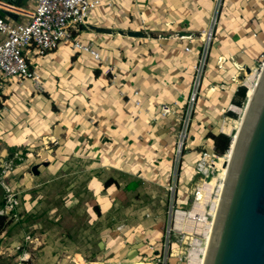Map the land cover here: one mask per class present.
<instances>
[{
	"label": "crops",
	"instance_id": "1",
	"mask_svg": "<svg viewBox=\"0 0 264 264\" xmlns=\"http://www.w3.org/2000/svg\"><path fill=\"white\" fill-rule=\"evenodd\" d=\"M220 1L216 11L217 0H114L107 14L101 4L103 24L89 34L106 63L60 44L39 62L42 93L30 84H9L8 113L0 115V161L11 162V189L78 173L88 194L82 204L70 203L80 212L81 253L117 262H152L164 253L168 222L161 207L144 208L141 199L155 189L169 195V207H183L189 190L183 186L196 176L195 185L202 180L193 172L194 161L203 148H212L207 134L229 119L228 107L241 86L230 59L246 72L264 48V0ZM31 7L32 0L0 2V17L26 21ZM213 18L188 148L175 159L178 125L173 114L161 117L159 108L182 112L195 58L183 49L198 53L199 36ZM219 57L226 61L221 66ZM106 65L113 66L114 85L103 73ZM8 261L0 254V264Z\"/></svg>",
	"mask_w": 264,
	"mask_h": 264
},
{
	"label": "built area",
	"instance_id": "2",
	"mask_svg": "<svg viewBox=\"0 0 264 264\" xmlns=\"http://www.w3.org/2000/svg\"><path fill=\"white\" fill-rule=\"evenodd\" d=\"M220 2V0H217L216 11L220 9ZM113 3L114 0H32L31 9L24 15V18L27 19L26 21L12 22L0 17V115L4 116L8 113V107L4 98L8 94L10 83L23 87L25 82L29 81L34 91L37 93L44 91L40 81L41 72L37 68H34V66L50 52L56 50L60 44L67 45L75 53L87 54L91 60L97 63H106L107 58L101 57L100 48L95 47L94 39L89 33L91 27L103 24L101 16L97 13V9L102 6L101 4L105 5V12L107 14L110 12ZM215 23L216 19L213 18L207 32L200 34L199 40L201 48L198 53H194L188 46H185L183 49L184 53L193 55L195 58L194 64L191 67L193 80L191 82L189 96L185 100L182 112L176 114L172 106L165 104L159 108V115L161 117H168V115L173 114L175 118L174 122L178 125L174 131L176 138L174 149L175 159L179 158L182 151L188 148L187 133L192 121L196 102L200 98L202 88L201 77L206 66L208 49L212 40L211 29ZM116 30L117 26L113 24L110 27V32L115 33ZM177 40L182 42L184 37H179ZM224 62L226 61L222 57L217 59L218 66H221ZM230 62L234 65L237 73L241 71L245 74V71L234 64L232 59H230ZM263 65L264 48L259 56V64L255 69H251V72L257 75V79ZM112 69L113 66L106 65L103 73L111 77L110 84L114 85L115 75L112 74ZM132 93L136 96L138 91L133 90ZM245 100L247 101V90ZM134 105L138 106L139 101L134 100ZM228 109L231 110L230 106ZM222 127L223 125L220 126L221 132ZM228 157L229 149L221 157H216L213 152L208 153L203 151L193 164V172L202 175L204 182L211 168L208 166V162L212 158H217L221 163H224ZM12 171L11 162L0 161V189L4 194L0 216L6 217L8 213V209H6L10 205V196L8 194L12 190L9 175ZM200 187L195 186L190 191L193 194V205L199 203L204 197L203 194H200ZM168 191L173 193L174 187L170 186ZM174 206L175 204L172 203L169 207V212L172 214V217L169 219L165 231L164 253L162 256L159 254L149 264L168 263L167 256L171 255V253L167 255L170 244V233L177 229L175 226L176 213L181 211L180 208ZM197 220V217L189 215L186 216V219H183L184 222L186 221V223L191 225L190 228L194 225L196 226L195 222ZM184 222L182 223L181 229L184 227L186 230L189 227H185ZM11 263L27 264V258L17 255Z\"/></svg>",
	"mask_w": 264,
	"mask_h": 264
},
{
	"label": "rangeland",
	"instance_id": "3",
	"mask_svg": "<svg viewBox=\"0 0 264 264\" xmlns=\"http://www.w3.org/2000/svg\"><path fill=\"white\" fill-rule=\"evenodd\" d=\"M98 12V9H97ZM37 63L34 68H39ZM259 64V58L255 61V69ZM40 69V68H39ZM38 69V70H39ZM41 70V69H40ZM251 72V71H250ZM238 82L241 86L245 85V79L247 73L238 72ZM240 75V76H239ZM26 86L31 85L29 81L25 82ZM244 84V85H243ZM32 86V85H31ZM245 87V86H244ZM21 88V87H20ZM247 90V98L249 97V91ZM246 100H244L243 106L239 109L244 110ZM228 111V110H227ZM231 111V110H230ZM236 115V118L223 119L221 125L226 128L223 133L230 138H233L236 124L240 121L241 114L231 111ZM226 116V115H225ZM224 116V117H225ZM220 125V126H221ZM229 125V126H228ZM221 131L220 127L214 129V132ZM192 135V132L190 133ZM210 143V141H209ZM212 145V144H208ZM208 153H212V148H204L202 150ZM202 152H199V156ZM198 156V157H199ZM197 157V158H198ZM218 157V156H216ZM197 159H195L196 161ZM194 161V162H195ZM213 163V164H212ZM212 164V165H211ZM222 164L220 160L212 158L208 162L210 166L207 179L201 183H206L215 178L214 188L211 194V200L217 198V189L222 180L219 178L222 170ZM194 169V165H193ZM78 173H75L72 177H66L60 179L57 182H50L48 179L39 180L33 183L28 188L12 189L8 194L10 196V205L8 206V213L6 214V227L0 234V252L1 256L9 259L8 263L11 264V260L15 256H25L27 258V264H145L151 263L147 260H136L127 262L110 261L107 259H96L94 256H90L91 253H81L79 243H81V235L78 231L81 222L79 220L80 212L70 205L71 200H76V205L82 204V201L88 195L86 187H84V181L79 178ZM197 177V176H196ZM193 182L183 186V190H188L185 193V204L181 207V211L189 212L193 205V194L191 189L195 185L196 178ZM79 178V179H78ZM189 185V187H188ZM215 187V186H214ZM152 197H150L151 195ZM169 195L164 192L151 189L149 195L144 199H141L142 207L146 208L148 205L154 207H161V215L163 221H169L172 214L169 212ZM2 199L0 192V201ZM3 207V205H1ZM76 207V206H75ZM210 203L205 204V219L207 222L212 223L210 212ZM168 224V223H167ZM165 225V224H164ZM189 224L184 222V226ZM165 228V227H164ZM196 226L194 225L192 230L176 229L170 233L169 248L167 251L168 263L167 264H189L188 254L192 246V242L195 239L200 240V247L205 246V240L201 235L196 234ZM120 229V227H118ZM164 240H166L164 238ZM162 252L160 255L162 256ZM170 256V257H169ZM202 257V256H201ZM10 262V263H9Z\"/></svg>",
	"mask_w": 264,
	"mask_h": 264
},
{
	"label": "water",
	"instance_id": "4",
	"mask_svg": "<svg viewBox=\"0 0 264 264\" xmlns=\"http://www.w3.org/2000/svg\"><path fill=\"white\" fill-rule=\"evenodd\" d=\"M222 167L227 172L203 264H264V65ZM31 171L38 174L35 166Z\"/></svg>",
	"mask_w": 264,
	"mask_h": 264
},
{
	"label": "bare ground",
	"instance_id": "5",
	"mask_svg": "<svg viewBox=\"0 0 264 264\" xmlns=\"http://www.w3.org/2000/svg\"><path fill=\"white\" fill-rule=\"evenodd\" d=\"M256 80H257V75L255 73L250 72L249 74L246 75L245 86L249 91V97H251L253 94V90L255 87ZM230 109H231V111L240 113L241 115L243 113V111H241L236 106H230ZM239 128H240V121L236 124L235 131H237ZM225 131H226V128L222 127V133H224ZM221 170H222V172H221L219 178L223 182V180L225 179L227 170H225L223 167L221 168ZM214 180H215V178H213L209 182L201 183L200 184L201 187L199 188V191H200V194H203V196H204L203 199L199 203H195L194 205H192V208L188 213L181 212V211L177 212L176 218H175L176 228L181 229L182 223L184 222L183 219H186L187 215L197 217L198 220L195 222V224H196V228H195L196 230L195 231H196V234L201 235L203 237V239L206 241L205 242L206 244H207V241H209V239H210V235H211V231H212V227H211L212 223L207 222L205 219V204L210 203L209 214H211V216H215V213L218 209L222 189H223V184L220 183V185L218 186V189L216 191L217 192L216 196H218V197L212 201L211 200V194H212L214 188H216ZM188 227L189 228H187L186 230H192V229H190V227H191L190 224L188 225ZM183 229L185 230L184 227H183ZM206 244L204 247L201 248L200 247V240L199 239L193 240L191 249H190L189 254H188L189 264H203L204 256L206 253ZM145 264H148V263L145 262Z\"/></svg>",
	"mask_w": 264,
	"mask_h": 264
},
{
	"label": "trees",
	"instance_id": "6",
	"mask_svg": "<svg viewBox=\"0 0 264 264\" xmlns=\"http://www.w3.org/2000/svg\"><path fill=\"white\" fill-rule=\"evenodd\" d=\"M245 94H246V88L243 86L238 87L235 92L234 99H232L231 102L232 105L238 108L242 107L245 100ZM227 115L229 118H233V119L236 118V115L233 113L227 112ZM207 137L211 141L212 151L214 155L221 157L229 149L231 140L225 134L216 131V133H208ZM1 196H2L1 205H3L4 194L2 190H1ZM5 220H6L5 216H0V234L3 232L4 228L6 227L7 222Z\"/></svg>",
	"mask_w": 264,
	"mask_h": 264
}]
</instances>
